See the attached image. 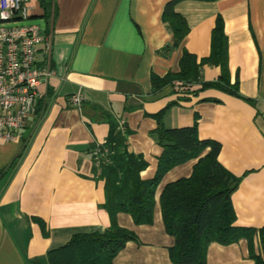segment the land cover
<instances>
[{"label":"crops","instance_id":"0c3cea01","mask_svg":"<svg viewBox=\"0 0 264 264\" xmlns=\"http://www.w3.org/2000/svg\"><path fill=\"white\" fill-rule=\"evenodd\" d=\"M169 1L26 0L28 21L51 37L49 52L40 47L38 60L47 57L52 74L37 85L18 137L0 141V264H49L47 252L74 233L108 228L100 175L108 160L97 163L95 151L104 148L113 126L125 137V149L146 163L141 179H152L163 150L153 135L158 117L165 129L195 122L200 139L220 143L218 161L240 178L230 197L233 224L264 226V0L177 1L174 10L188 28L178 44L162 16ZM218 16L228 45L227 84L218 80L220 68L207 62L196 81L159 82L180 71L183 52L197 62L210 55ZM77 93L80 107L69 99ZM198 157L163 173L151 224L115 215L136 239L112 264H173L174 240L158 199L163 186L191 175ZM248 249L245 238L212 242L206 264H254ZM252 249L264 260L256 234Z\"/></svg>","mask_w":264,"mask_h":264},{"label":"trees","instance_id":"16d2710c","mask_svg":"<svg viewBox=\"0 0 264 264\" xmlns=\"http://www.w3.org/2000/svg\"><path fill=\"white\" fill-rule=\"evenodd\" d=\"M177 1H169L162 14L173 32L174 44H178L188 31L184 18L174 10ZM222 25V18L218 16L210 39L211 52L207 58L197 62L194 55L183 52L180 71L167 74L159 82L166 83L173 79L196 81L199 78V66L207 62L220 68L218 80L227 84L228 45ZM160 120L159 117L156 120L157 127L153 135L163 150L157 160V171L150 180L141 179L139 174L146 163L125 149V137L111 126L105 146L101 148L107 150L108 162L100 166V175L105 181L103 207L110 216L111 224L103 231L74 233L63 245L47 252L49 264H112L115 254L126 242L136 239L132 231L117 225L115 215L124 212L137 225L151 224L155 186L163 173L188 159L198 157L207 148V153L196 159L191 175L163 186L158 199L163 227L174 240L168 252L170 260L173 264H206V251L210 243L228 245L245 238L253 263L264 264V260L252 249L255 234L264 244V226L255 230L233 224L235 212L230 197L237 189L240 178L228 172L218 161L220 143L212 139H200L195 122L191 126L165 129Z\"/></svg>","mask_w":264,"mask_h":264},{"label":"built area","instance_id":"2783aa9c","mask_svg":"<svg viewBox=\"0 0 264 264\" xmlns=\"http://www.w3.org/2000/svg\"><path fill=\"white\" fill-rule=\"evenodd\" d=\"M26 0H0V141L16 139L27 125L37 85L52 74L49 60H38L40 47L49 52L52 40L41 34L40 26L28 21ZM186 86H191L187 83ZM80 93L70 97L80 107ZM97 163L106 161L107 150L95 151Z\"/></svg>","mask_w":264,"mask_h":264}]
</instances>
